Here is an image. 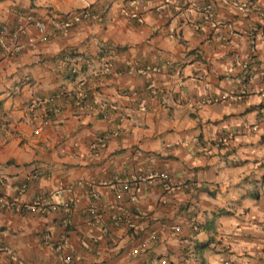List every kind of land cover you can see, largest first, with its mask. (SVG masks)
<instances>
[{"label":"crops","instance_id":"1","mask_svg":"<svg viewBox=\"0 0 264 264\" xmlns=\"http://www.w3.org/2000/svg\"><path fill=\"white\" fill-rule=\"evenodd\" d=\"M26 13L50 35H0V264H264V0H0V29Z\"/></svg>","mask_w":264,"mask_h":264},{"label":"built area","instance_id":"2","mask_svg":"<svg viewBox=\"0 0 264 264\" xmlns=\"http://www.w3.org/2000/svg\"><path fill=\"white\" fill-rule=\"evenodd\" d=\"M209 10H210V6L208 5L205 7V11H209ZM89 15L90 14L86 10V8L77 11V13L75 14V16H77L79 19L87 18ZM21 19L23 20V23L21 25H19L18 29L13 31V32H10V33L6 32L5 27H2L0 29V35L2 36V42H1L2 47L7 51V53L9 55H13V54L20 51V46L16 42L18 39V31L24 27L25 23L32 24L37 29V31L39 32L40 38L42 40H47L49 35H50L45 30V23L41 19L35 17L33 14H31V13L23 14ZM71 23H72V21L68 18V16H63L62 19L60 20V22L57 24V27L59 29H65ZM81 97H85V94H81ZM55 109L58 110L57 107H55ZM38 132L39 131L36 130L35 134H38ZM95 145H96V147H99V148L104 147V145H105L104 139L99 138ZM95 145L92 144V147L93 146L95 147ZM40 175H41V172L37 171V172H34V173L30 174L29 176H27L24 179V181L19 184L18 191L20 193H24L27 190L29 180L37 179ZM159 177L162 181H165V185H166L167 181L173 180V178L170 175H168V173H160ZM61 192H62L61 189H57L55 191V193H61ZM50 196H51V194H44L41 197H39V199L37 201H35L34 203H30V204L25 203L22 205L17 204L14 206V208L16 209V211H21V210L29 211V210L36 207V203L37 204L38 203H49L48 200H49ZM10 204H11V202L6 198V196H4L3 194L0 193V208H8V207H10ZM91 212L94 213L95 210L93 209V210H91ZM46 242L52 244L54 249L57 251H59L63 247L62 241H60L58 243H51L50 239H46ZM8 251L10 254V259L12 260V262L14 264H27L22 258H20L19 256H16L11 250H8ZM137 252H138V248H135L133 250V253H137ZM161 262L164 263L165 261L162 260ZM62 264H72L71 256H69V255L63 256L62 257Z\"/></svg>","mask_w":264,"mask_h":264}]
</instances>
